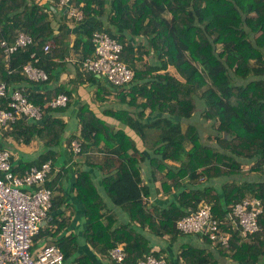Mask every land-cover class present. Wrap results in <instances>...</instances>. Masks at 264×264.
Listing matches in <instances>:
<instances>
[{
	"label": "trees",
	"instance_id": "trees-1",
	"mask_svg": "<svg viewBox=\"0 0 264 264\" xmlns=\"http://www.w3.org/2000/svg\"><path fill=\"white\" fill-rule=\"evenodd\" d=\"M37 1L0 0V41L12 44L21 31L34 42L13 52L9 62L0 47V82L6 83L7 95L22 90L43 110V118L19 117L6 130L0 129V138L12 135L26 144L36 140L44 149L38 166L51 160L50 175L65 158V149L70 158L83 156L74 162L72 190L85 210L86 241L105 255L123 245V264H136L148 255L161 257L134 223L146 227L155 240L167 235L174 241L185 236L175 221L201 202L210 203L214 218L224 222L231 207L251 194L263 205L258 232L241 241L238 230L221 224L229 233V247L225 251L215 246L220 258L215 249L184 246L178 258L181 264H264V0H73L84 14L79 23L87 17L93 21L89 30L78 31L73 40L69 19L50 14L48 5ZM94 31L121 43L120 59L134 67L128 84L94 82L95 99L103 115L137 135L145 152L79 97L74 96L65 108L48 105L61 93H74L80 83L97 81V75L81 66L93 54ZM48 41L53 47L45 53ZM71 52L78 61L72 65L74 77L68 89L57 77ZM26 63L43 69L48 79L27 80L20 72ZM108 95L117 104L105 105ZM198 103L203 105L199 115L211 122L206 141L189 122ZM67 114L70 120H64ZM74 140L81 147L78 154L71 150ZM101 151L119 158L118 167L105 173L101 183L115 206L128 209L131 222L120 226L111 225L109 216L103 222L107 207L87 171L91 165L86 155ZM143 163L148 166V183L141 177ZM244 166L253 179H242ZM12 170L16 173L13 166ZM68 171L60 168L45 186L53 190ZM155 182L159 184L154 188ZM158 194L165 199L163 204L152 199ZM56 198L49 212L62 203L63 197L59 203ZM50 243L61 248L64 261L72 256L65 247L75 244L74 237Z\"/></svg>",
	"mask_w": 264,
	"mask_h": 264
},
{
	"label": "built area",
	"instance_id": "built-area-1",
	"mask_svg": "<svg viewBox=\"0 0 264 264\" xmlns=\"http://www.w3.org/2000/svg\"><path fill=\"white\" fill-rule=\"evenodd\" d=\"M39 4H47L52 15L62 14L73 24L84 19L81 10L75 7L73 0H38ZM90 41L93 54L81 61L83 69L102 77L108 83L121 86L131 82L134 67L120 59L122 44L105 32L94 31ZM31 36L18 32L14 42L0 41L5 60L9 62L10 55L17 49H24L33 44ZM53 43L48 41L43 51L48 53ZM36 61V59H35ZM21 74L29 81L39 82L48 79L47 73L33 65L24 64ZM7 85L0 82V129L6 130L19 117L40 121L43 110L27 99L22 90L16 89L7 95ZM4 98L6 101L1 102ZM69 96L59 94L48 103L51 108H65ZM74 154L81 152L80 144L71 142ZM11 154L0 149V264H63L64 253L53 243L42 246L36 253L31 250L33 238L39 231L40 222L46 218L52 206V190L45 186L52 172L51 160L29 167L21 174L14 173L11 165ZM263 213L260 198L246 196L236 202L225 221L220 222L212 214L211 204L201 202L196 210L177 219L176 229L183 235H197L208 239L214 246L229 247V233L223 231L221 224L232 226L239 232V239L247 241L249 237L260 230L258 217ZM109 258L122 263L126 257L123 245H117L108 252ZM136 264H167L166 259L148 255L138 260Z\"/></svg>",
	"mask_w": 264,
	"mask_h": 264
},
{
	"label": "crops",
	"instance_id": "crops-1",
	"mask_svg": "<svg viewBox=\"0 0 264 264\" xmlns=\"http://www.w3.org/2000/svg\"><path fill=\"white\" fill-rule=\"evenodd\" d=\"M38 2V1H37ZM60 16V14L56 15ZM92 18L87 17L82 23L73 24L71 20H69L68 26L72 33L71 39H74L75 33L82 32L85 33L92 26ZM76 55L71 52L68 58L65 59L64 68L62 72L58 75V80L60 83H63L69 89V83L71 79L74 77L73 64L77 62ZM97 81L92 82V84L87 81L80 83L76 88H74V93L67 92L66 94L69 96V101L73 100V97H79L80 100L87 102L91 109H93L99 117L105 119V122L112 125L115 128H122L127 135L130 136L136 142V147L139 148L141 152H145L146 150L141 147V141L137 137V135L128 127H122L119 122L109 116L103 115L101 113V109L99 107L98 101L95 99V83H103L104 79L98 76ZM95 82V83H94ZM43 93L40 92V95ZM107 100L105 101V105L113 106L117 103L116 99L113 98L112 95H108ZM68 101V103H69ZM70 114L64 116V120H70ZM0 149L8 150L11 154V165L16 170L17 174L23 173L29 167L38 165L40 162V155L44 152V149L41 148L40 144L36 140H32L29 144H26L22 141L14 139L12 135L0 138ZM69 149H65L64 155L65 158L62 160L59 165H56L52 175L49 176L48 180H51L55 177V175L60 171V168H67L69 173L65 175L64 182L60 185L56 186L52 190V198H56V202L61 201V197H63L62 203L60 206L54 207L45 219L41 221L39 231L36 234L34 242H33V252H37L44 244H48L51 241L74 237L75 244L71 246H67L66 250L71 252L72 256L67 258L64 261V264H77L75 260H79L80 264H123L116 263L112 261L108 254H100L97 249L93 248L85 239V234L87 231V223L85 220V210L82 203L76 198L75 193L72 190V184L74 175L72 169L74 167V162L81 157L70 158L68 156ZM88 154V153H87ZM88 161L90 162V168L87 171L91 174L92 180L97 188V193L100 196V199L103 201L104 205L107 207L106 212L103 213V222L107 223V217L109 216L111 225L120 226L122 224H126L130 221V217L128 215V209L125 207L115 206L110 198L107 196L106 192L103 189V185L101 180L105 173L113 172L119 165V158L116 154L110 153L108 151L96 152L93 154L86 155ZM85 157V156H84ZM147 157H149V153H147ZM147 164H142L141 169V177L145 183H148L150 178L146 177L148 173ZM149 176V175H148ZM61 181V180H60ZM159 183L155 182L153 184L154 188L157 187ZM161 195L155 198V195L152 199L157 200L160 204L165 202V199H160ZM147 206L149 207L150 202L146 200ZM107 219V220H106ZM60 222H63L60 224ZM131 222V221H130ZM134 228L139 230V232L143 235V238H147L149 242L152 244L153 251H160L162 256L166 258L168 261L167 264H181V260L178 258V252L180 247H195L200 249L214 250L216 257L220 258V251H216L214 245L206 241V239H202L197 235L189 236L188 238L180 237L177 240H171L169 236L165 235L162 239H154L152 234L147 230L146 227L144 229L140 228L138 223H134ZM44 240V244L42 241ZM224 260V258L221 257ZM227 264H232L230 261Z\"/></svg>",
	"mask_w": 264,
	"mask_h": 264
},
{
	"label": "rangeland",
	"instance_id": "rangeland-1",
	"mask_svg": "<svg viewBox=\"0 0 264 264\" xmlns=\"http://www.w3.org/2000/svg\"><path fill=\"white\" fill-rule=\"evenodd\" d=\"M71 22H73V20L71 19ZM74 23V22H73ZM147 60V58L145 57V59H144V61H146ZM137 62V65H138V67H141L142 66V64L141 63H139L138 61H136ZM203 107V105H202V103H198V105H197V109H196V112L194 113V115L191 117V119L189 120V122L192 124V125H194L196 128H197V130L199 131V133H200V135L202 136V139L204 140V141H206L207 140V136H208V133H210L211 131H212V128H211V122L210 121H208V120H205L203 117H201L200 115H199V111L201 110V108ZM145 113H147V111H145ZM184 125V127H185V125L186 124H183ZM142 144V143H141ZM141 147H143L142 145H141ZM139 149V148H138ZM144 149V148H143ZM130 153H131V151H130ZM57 165H59V163L57 164ZM247 170H248V166H244L243 167V171H244V173H243V176H242V179H245V180H251V179H253L254 177L253 176H251V174H249V173H247ZM251 194H247L246 196H250ZM245 196V197H246ZM144 200H146V198L144 199ZM148 207V206H147ZM149 208V207H148ZM225 221V220H224ZM189 236H193V235H185V236H182V238H188ZM44 242V240L42 241V243ZM45 243V242H44ZM43 243V244H44ZM47 244V243H46ZM46 244H44V245H46ZM216 249H217V247H215ZM228 248H226L225 249V251L227 250Z\"/></svg>",
	"mask_w": 264,
	"mask_h": 264
},
{
	"label": "water",
	"instance_id": "water-1",
	"mask_svg": "<svg viewBox=\"0 0 264 264\" xmlns=\"http://www.w3.org/2000/svg\"><path fill=\"white\" fill-rule=\"evenodd\" d=\"M40 224H41V222H40Z\"/></svg>",
	"mask_w": 264,
	"mask_h": 264
}]
</instances>
